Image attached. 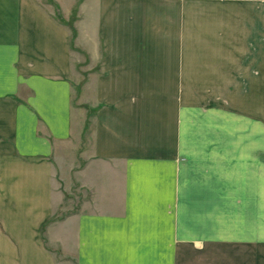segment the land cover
<instances>
[{
    "label": "crops",
    "instance_id": "0c3cea01",
    "mask_svg": "<svg viewBox=\"0 0 264 264\" xmlns=\"http://www.w3.org/2000/svg\"><path fill=\"white\" fill-rule=\"evenodd\" d=\"M0 264H264V0H0Z\"/></svg>",
    "mask_w": 264,
    "mask_h": 264
},
{
    "label": "rangeland",
    "instance_id": "374dc122",
    "mask_svg": "<svg viewBox=\"0 0 264 264\" xmlns=\"http://www.w3.org/2000/svg\"><path fill=\"white\" fill-rule=\"evenodd\" d=\"M53 6H55V16L58 20H60L61 22H63L64 24H66L69 28H72L73 26V22H75L76 20V17H77V13L75 11V9L73 10V14L70 16L69 20L68 21H64L63 18L61 17V13H60V8L58 5H56L55 3H52ZM76 6V5H75ZM94 6V4H90L88 7L89 8H92ZM87 59L86 62H83V63H80L78 66H77V71H78V76L77 77H73L72 81H73V103L75 102V105L76 103H78L79 99L78 98H82V100H91L93 99L91 95L89 94H85L82 92L83 90V87L86 83H88L90 81V79L86 76L87 75V72L89 71L90 68V65L92 62L89 61ZM99 68V65L98 63L93 67V69L91 70H97ZM221 104H219L220 106ZM86 106V108H89L87 109L86 111V116H85V131H84V134L86 135L84 137V143H87V139L89 138L87 135V132L88 130L93 126L92 124V118L93 116L95 115V112L97 111V108L96 107H93V106H89V105H84V107ZM90 131V130H89Z\"/></svg>",
    "mask_w": 264,
    "mask_h": 264
}]
</instances>
